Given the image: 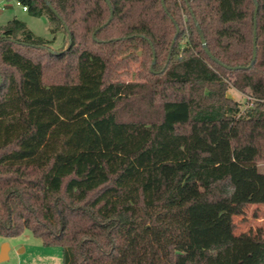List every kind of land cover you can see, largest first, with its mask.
Wrapping results in <instances>:
<instances>
[{"label":"trees","instance_id":"1","mask_svg":"<svg viewBox=\"0 0 264 264\" xmlns=\"http://www.w3.org/2000/svg\"><path fill=\"white\" fill-rule=\"evenodd\" d=\"M109 1L18 0L53 39L0 25V235L63 264H264L233 237L264 203V0Z\"/></svg>","mask_w":264,"mask_h":264},{"label":"rangeland","instance_id":"2","mask_svg":"<svg viewBox=\"0 0 264 264\" xmlns=\"http://www.w3.org/2000/svg\"><path fill=\"white\" fill-rule=\"evenodd\" d=\"M18 18L27 24V27L36 35L46 39H53L49 20L46 16H32L24 10L18 0H0V25H7L11 20ZM66 46L63 33L56 35L52 44L54 49ZM140 62H131L121 79L125 81H142L139 75ZM228 95L238 100L242 109L249 107V97L234 88L229 89ZM264 170V161L260 162ZM233 237L236 241H243L246 237H260L264 235V203L234 204L233 205ZM4 243H8L9 258L0 264H63V248L60 245L46 246L41 237L30 229H25L17 236L0 235V252Z\"/></svg>","mask_w":264,"mask_h":264},{"label":"water","instance_id":"3","mask_svg":"<svg viewBox=\"0 0 264 264\" xmlns=\"http://www.w3.org/2000/svg\"><path fill=\"white\" fill-rule=\"evenodd\" d=\"M108 4L111 6V2L109 0H107ZM49 7L53 9V6L47 2ZM256 6H257V9H258V4L256 2ZM113 13V12H112ZM112 19V16L110 18V20ZM198 29L200 30V26L198 25ZM256 33V31H255ZM95 35V34H94ZM69 39L71 41V36L69 34ZM201 39H202V43L204 45V48L206 50V52L213 58L214 56L211 54L209 48H208V45H207V42H206V39L204 37V35L202 34L201 32ZM255 46H254V56H253V63L256 61V58H257V47H256V40H255ZM155 62V61H154ZM234 68H238V67H234ZM2 81V78H1V75H0V83ZM9 250H10V247H9V244L8 243H4L3 247H2V250L0 252V262L2 261H5L9 258Z\"/></svg>","mask_w":264,"mask_h":264},{"label":"built area","instance_id":"4","mask_svg":"<svg viewBox=\"0 0 264 264\" xmlns=\"http://www.w3.org/2000/svg\"><path fill=\"white\" fill-rule=\"evenodd\" d=\"M24 10H27V7H24Z\"/></svg>","mask_w":264,"mask_h":264}]
</instances>
